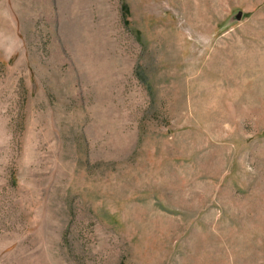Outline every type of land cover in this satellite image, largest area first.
Instances as JSON below:
<instances>
[{
	"label": "rangeland",
	"instance_id": "rangeland-1",
	"mask_svg": "<svg viewBox=\"0 0 264 264\" xmlns=\"http://www.w3.org/2000/svg\"><path fill=\"white\" fill-rule=\"evenodd\" d=\"M0 264H264V0H0Z\"/></svg>",
	"mask_w": 264,
	"mask_h": 264
}]
</instances>
